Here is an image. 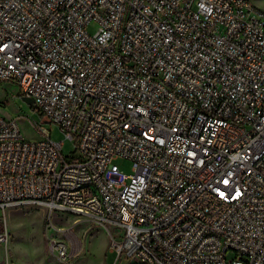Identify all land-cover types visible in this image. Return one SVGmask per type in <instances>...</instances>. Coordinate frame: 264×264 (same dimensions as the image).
<instances>
[{
    "label": "built area",
    "instance_id": "1",
    "mask_svg": "<svg viewBox=\"0 0 264 264\" xmlns=\"http://www.w3.org/2000/svg\"><path fill=\"white\" fill-rule=\"evenodd\" d=\"M0 82L64 136L34 123L29 141L0 116V245L2 212L29 205L104 230L115 264H264V12L250 1L0 0ZM48 250L71 259L69 241Z\"/></svg>",
    "mask_w": 264,
    "mask_h": 264
},
{
    "label": "rangeland",
    "instance_id": "2",
    "mask_svg": "<svg viewBox=\"0 0 264 264\" xmlns=\"http://www.w3.org/2000/svg\"><path fill=\"white\" fill-rule=\"evenodd\" d=\"M258 10L264 12V0H248ZM94 25L88 27L93 34ZM15 83L0 82V116L17 119L22 136L29 141L39 139L32 124H38L49 132L51 140L64 139L59 128L43 122L40 114L19 96ZM73 141L64 140L62 154H74ZM120 171L131 173V162L116 161ZM49 213L40 206H19L2 212L1 224L6 226L8 238L0 245V264H115L116 255L109 250V238L104 230L77 221L73 216L55 214L50 220ZM80 222V223H79ZM61 230V232H60ZM51 239L70 242L71 259L68 262L56 260L48 250ZM233 253L227 254V259Z\"/></svg>",
    "mask_w": 264,
    "mask_h": 264
},
{
    "label": "water",
    "instance_id": "3",
    "mask_svg": "<svg viewBox=\"0 0 264 264\" xmlns=\"http://www.w3.org/2000/svg\"><path fill=\"white\" fill-rule=\"evenodd\" d=\"M27 104L32 105V101L29 98H22Z\"/></svg>",
    "mask_w": 264,
    "mask_h": 264
}]
</instances>
